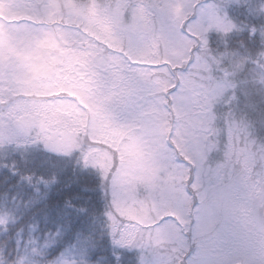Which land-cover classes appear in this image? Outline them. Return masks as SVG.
<instances>
[{"label": "rangeland", "instance_id": "374dc122", "mask_svg": "<svg viewBox=\"0 0 264 264\" xmlns=\"http://www.w3.org/2000/svg\"><path fill=\"white\" fill-rule=\"evenodd\" d=\"M124 4L118 3L116 11L107 6L92 7L87 14L69 0L63 4L58 0H0V16L15 19L13 24L0 22V89L13 93L67 90L80 96L90 109L91 134L112 146L121 142L133 155L114 175L116 203L126 220L115 223L118 242L143 249L140 264H164L163 259L150 256L152 248L142 246L147 233L152 229L155 241L175 240L178 244H184L183 235L176 231L173 219L156 226L147 223L154 220L152 216L172 210L187 224V210L178 201L187 202L189 194L183 185L173 182L185 166L174 161L169 151L171 140L162 118L166 112L162 96L165 86L157 81V75L169 69L171 62L188 56L193 38L181 30L182 23L204 41L208 31L226 30L229 24L212 1L139 0L132 6L131 22L124 25L120 20ZM189 15L193 16L184 21ZM18 18L39 24L16 22ZM77 22L83 25L82 30ZM160 51L169 63L166 66L153 65ZM194 64L189 65V73L195 74ZM152 70L158 73L152 75ZM188 74H181L184 82L173 91V104L184 119L175 124L173 141L196 165L192 185L199 199L194 223L198 248L190 264L241 260L264 264V227L258 226L253 200L261 189L260 180L250 176L252 154L246 147L234 148L229 136L225 157L242 162L245 173L227 181L233 170L229 162L211 168L212 115L205 106L204 88ZM40 108L48 114L62 113L80 120L85 115L83 105L72 99L40 103L20 96L2 115L5 121H0V135L8 131L9 119L19 110L34 112ZM52 264L81 263L70 261L65 254Z\"/></svg>", "mask_w": 264, "mask_h": 264}, {"label": "trees", "instance_id": "16d2710c", "mask_svg": "<svg viewBox=\"0 0 264 264\" xmlns=\"http://www.w3.org/2000/svg\"><path fill=\"white\" fill-rule=\"evenodd\" d=\"M58 1L63 4L68 0ZM69 1L87 14L92 7L107 6L114 10L124 1L120 20L127 25L132 19V6L139 0ZM199 1H212L229 27L208 31L204 41L200 34L191 32L182 23L181 30L193 38L187 49L188 56L181 62H171L169 69L151 72L158 73L157 81L165 86L162 96L166 112L162 118L171 140L169 151L174 161L185 166L182 175L173 178V182L183 185L189 194L187 202L178 201L187 210V224L172 210L152 216L154 220L147 223L156 226L173 219L176 231L183 235L184 244L175 240L155 241L154 230L149 229L142 246L152 248L150 256L163 259L166 264H190L198 248L194 223L199 199L197 188L192 185L196 165L173 141L175 124L184 121L173 104V91L183 84L181 74L189 73L192 61L195 74L189 73L190 77L204 88L205 106L212 115L213 147L208 154L211 168L229 162L233 170L226 180L235 181L245 172L242 162L225 157L229 136L234 148L250 150L253 161L250 176L260 180L261 189L253 197L255 216L258 226L264 227V0ZM20 20L24 24H39L24 18L16 22ZM0 22L13 24L15 19L1 15ZM79 27L82 30L83 25ZM87 35L93 37L88 32ZM157 53L153 65L169 64L162 59V51ZM0 91L3 93L1 122L5 121L2 115L8 105L20 96L40 103L72 99L82 104L85 112L80 120L78 116L48 114L42 108L34 112L19 110L16 117L9 119L8 131L0 135V264H52L65 254L70 261L81 264H140L143 249L120 244L115 227L118 220H126L116 203L118 185L114 175L118 166L131 161L132 153L121 142L112 146L91 134L90 109L75 92L13 93L5 88ZM241 261L232 264H249Z\"/></svg>", "mask_w": 264, "mask_h": 264}]
</instances>
